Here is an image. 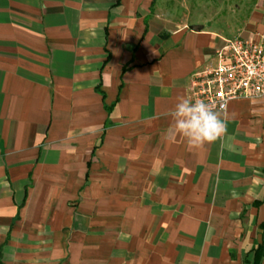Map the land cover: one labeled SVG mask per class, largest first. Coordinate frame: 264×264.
<instances>
[{
  "label": "crops",
  "instance_id": "0c3cea01",
  "mask_svg": "<svg viewBox=\"0 0 264 264\" xmlns=\"http://www.w3.org/2000/svg\"><path fill=\"white\" fill-rule=\"evenodd\" d=\"M235 36L264 0H0V264H255L264 99L199 149L168 115Z\"/></svg>",
  "mask_w": 264,
  "mask_h": 264
},
{
  "label": "built area",
  "instance_id": "2783aa9c",
  "mask_svg": "<svg viewBox=\"0 0 264 264\" xmlns=\"http://www.w3.org/2000/svg\"><path fill=\"white\" fill-rule=\"evenodd\" d=\"M187 97L203 99L225 111L231 100L264 99V41L262 38L226 39L190 78Z\"/></svg>",
  "mask_w": 264,
  "mask_h": 264
},
{
  "label": "clouds",
  "instance_id": "9594fccd",
  "mask_svg": "<svg viewBox=\"0 0 264 264\" xmlns=\"http://www.w3.org/2000/svg\"><path fill=\"white\" fill-rule=\"evenodd\" d=\"M168 115L178 135L182 136L189 150L202 148L219 139L227 130L222 110L203 99L177 98Z\"/></svg>",
  "mask_w": 264,
  "mask_h": 264
},
{
  "label": "trees",
  "instance_id": "16d2710c",
  "mask_svg": "<svg viewBox=\"0 0 264 264\" xmlns=\"http://www.w3.org/2000/svg\"><path fill=\"white\" fill-rule=\"evenodd\" d=\"M262 226L264 228V223L262 224ZM263 251H264V248L262 244H260L258 247L255 248V261H254L255 264H260V261L263 257Z\"/></svg>",
  "mask_w": 264,
  "mask_h": 264
}]
</instances>
